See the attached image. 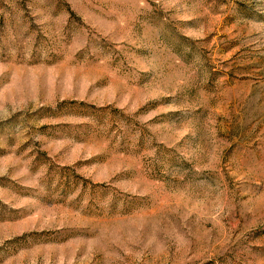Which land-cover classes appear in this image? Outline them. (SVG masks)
Returning <instances> with one entry per match:
<instances>
[{
  "label": "rangeland",
  "instance_id": "obj_1",
  "mask_svg": "<svg viewBox=\"0 0 264 264\" xmlns=\"http://www.w3.org/2000/svg\"><path fill=\"white\" fill-rule=\"evenodd\" d=\"M0 264H264V0H0Z\"/></svg>",
  "mask_w": 264,
  "mask_h": 264
}]
</instances>
